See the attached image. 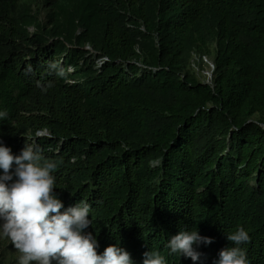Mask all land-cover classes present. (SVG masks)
<instances>
[{
	"label": "trees",
	"instance_id": "trees-1",
	"mask_svg": "<svg viewBox=\"0 0 264 264\" xmlns=\"http://www.w3.org/2000/svg\"><path fill=\"white\" fill-rule=\"evenodd\" d=\"M24 1L0 0V139L57 162L54 191L91 205L98 254L119 244L135 264L148 251L193 264L167 243L198 230L213 264L243 226L248 264H264V0H96L78 38L95 58L74 75L60 41L23 30ZM194 49L213 57L212 85Z\"/></svg>",
	"mask_w": 264,
	"mask_h": 264
},
{
	"label": "clouds",
	"instance_id": "clouds-1",
	"mask_svg": "<svg viewBox=\"0 0 264 264\" xmlns=\"http://www.w3.org/2000/svg\"><path fill=\"white\" fill-rule=\"evenodd\" d=\"M48 70L49 74L66 76L56 63H49ZM7 118L8 113L0 111V120ZM57 167L56 161L44 158L29 144L13 154L0 139V237L10 240L19 253L17 264H135L119 244L98 254V240L86 232L92 226V207L82 200L65 208L54 191L58 188ZM226 237L232 246L221 250L213 264H248L244 246L251 241L245 228L239 226ZM212 243V238L201 236L198 230H181L171 237L167 248L170 254L178 253L193 264H204L198 249ZM143 264L166 261L159 252L148 251Z\"/></svg>",
	"mask_w": 264,
	"mask_h": 264
},
{
	"label": "rangeland",
	"instance_id": "rangeland-1",
	"mask_svg": "<svg viewBox=\"0 0 264 264\" xmlns=\"http://www.w3.org/2000/svg\"><path fill=\"white\" fill-rule=\"evenodd\" d=\"M25 6V24L23 30L26 31L29 36L41 33L42 37L49 41H60L65 47L63 53L68 55L72 54L73 57L68 65V71L70 74H76V71L82 69V65L90 66L92 64V58H95L94 50L89 46L81 48L79 44V36L84 32V25L91 21L92 10L96 0H60L58 6L50 8L48 5H44V0H26ZM49 9L56 10L58 13L57 25L55 28L49 27L48 32L45 33L46 25L48 22ZM54 31V32H53ZM144 31V30H143ZM79 48L81 51H85V55H76L74 49ZM207 56L211 64L201 63L199 70H195L192 67V60L194 56ZM62 55L60 58H64ZM64 61V60H63ZM190 68L195 72L199 79L206 82V78L212 75L214 71V59L211 55L203 54L194 49L190 53L189 57ZM211 70V71H210ZM69 82V81H68ZM19 253L12 246L11 241L6 237H0V264H17ZM34 264V262H33Z\"/></svg>",
	"mask_w": 264,
	"mask_h": 264
},
{
	"label": "built area",
	"instance_id": "built-area-1",
	"mask_svg": "<svg viewBox=\"0 0 264 264\" xmlns=\"http://www.w3.org/2000/svg\"><path fill=\"white\" fill-rule=\"evenodd\" d=\"M101 63L102 62H98V66H100ZM201 63L208 64V65L211 64L207 56H197V55H195L194 59L192 60V67L197 71V70H199V65ZM214 66H215V64H214ZM214 71H215V68H214ZM214 71L212 72V75L209 76L208 79L206 78V82H204V83L212 85ZM45 136H48L47 132L40 131V132L37 133V137H45Z\"/></svg>",
	"mask_w": 264,
	"mask_h": 264
}]
</instances>
